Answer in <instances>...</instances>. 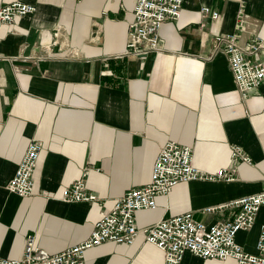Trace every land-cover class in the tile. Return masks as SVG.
Listing matches in <instances>:
<instances>
[{
  "label": "crops",
  "instance_id": "1",
  "mask_svg": "<svg viewBox=\"0 0 264 264\" xmlns=\"http://www.w3.org/2000/svg\"><path fill=\"white\" fill-rule=\"evenodd\" d=\"M17 1L36 11L0 28L1 256L19 258L31 234L48 254L88 239L103 211L150 181L169 141L191 147L194 165L207 173L236 166V180L177 185L156 199L155 210L136 213L139 229L187 212L202 222L233 219L236 210L205 209L264 188V83L243 98L217 44L219 35L231 34L242 45L264 42V0H185L180 18L161 29V51L143 59L124 55L135 0H0V6ZM246 58L264 64V50ZM33 140L44 148L34 194L21 198L7 185ZM232 146L252 164L233 163ZM84 174L98 200L64 203L63 191ZM263 225L264 208L237 242L254 252ZM86 264H164V254L140 234L133 245L106 242L87 251ZM181 264L236 261L187 253Z\"/></svg>",
  "mask_w": 264,
  "mask_h": 264
},
{
  "label": "built area",
  "instance_id": "2",
  "mask_svg": "<svg viewBox=\"0 0 264 264\" xmlns=\"http://www.w3.org/2000/svg\"><path fill=\"white\" fill-rule=\"evenodd\" d=\"M185 0H135L134 20L129 23V33L124 55L143 59L162 49L161 29L169 20L180 18ZM36 6L20 1L0 6V28L12 25L17 19L33 14ZM202 12L218 20L220 14L203 8ZM239 31L244 25L243 11L238 17ZM56 37L59 31L56 32ZM217 44L224 47L237 91L243 98L256 91L264 83V64L253 63L246 55L264 50V42L254 41L244 45L238 34L219 35ZM44 145L31 141L18 165L7 190L21 198L33 196L34 173ZM233 163L242 161L252 164L251 158L240 146L231 147ZM237 167L230 171L221 169L215 174L207 173L194 165V151L174 141L167 142L160 150L153 165L150 181L122 195L108 211H103L88 239L56 254H48L36 244V236L26 237L22 255L17 259L1 256L0 264H86L87 251L103 243L133 245L142 234L147 243L164 254V264H181L189 253L201 260L234 259L236 264H264V225L261 227L254 252H249L237 242L240 233H247L256 224L257 215L264 208V188L251 195L205 209L210 215L226 210H236L233 219L213 222L197 221L190 212L163 218L152 226L139 229L136 213L155 210L158 197L168 196L179 184L196 181L234 182ZM86 174L67 187L62 193L64 203H93L98 197L86 187Z\"/></svg>",
  "mask_w": 264,
  "mask_h": 264
},
{
  "label": "water",
  "instance_id": "3",
  "mask_svg": "<svg viewBox=\"0 0 264 264\" xmlns=\"http://www.w3.org/2000/svg\"><path fill=\"white\" fill-rule=\"evenodd\" d=\"M22 64H25V63H22Z\"/></svg>",
  "mask_w": 264,
  "mask_h": 264
}]
</instances>
